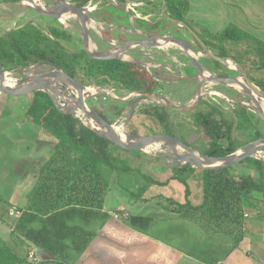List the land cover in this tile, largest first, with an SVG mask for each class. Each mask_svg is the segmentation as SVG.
<instances>
[{
  "label": "rangeland",
  "instance_id": "1",
  "mask_svg": "<svg viewBox=\"0 0 264 264\" xmlns=\"http://www.w3.org/2000/svg\"><path fill=\"white\" fill-rule=\"evenodd\" d=\"M62 1L79 8L91 7L92 11L87 13L86 17L89 21L100 25V28L86 26L83 28L79 18L70 12L62 13L63 15L68 14L63 22L61 18L52 19L40 15L30 7V1L0 0V38L14 31H23L35 34L40 40L42 49L48 50L53 43L61 46L64 49L62 52L76 65L75 79L85 89L96 91L95 93L85 91V105L96 113L105 114L111 125L119 126L125 122V131L131 136L171 134L185 145L193 148L195 153L204 154V151L209 148V141L204 136L203 129H198L195 126L194 115L199 112L206 113L210 108H216L221 117L232 127L231 141L237 151L248 144V135L251 133V131H236L235 112L244 108L255 129L260 133V138H264V121L243 91L231 85L205 84L201 86L197 80L199 76L181 47L171 44L157 47L147 46L142 49V52L138 50L136 54L131 55L132 59L146 66L144 69L155 80L156 90L153 94L162 95L167 99V102L151 101L142 96L144 93H124L121 90H114L118 88V84L114 80L86 74V57L72 56L81 52L85 53V41L92 53L102 55L108 52H117L125 42L134 41L136 37L145 39L143 35H155V38L172 36L185 40L194 48L197 53L195 57L197 63L208 74L205 73V77L224 76L241 79L235 65L237 64L241 66L249 81L257 86L256 84L264 81V71L257 69L260 59L255 54L256 44L252 42L237 44L219 42L216 37L203 33L201 36L210 44L208 47L210 52L229 60V65L226 67L205 55L182 24H173L167 19V17L170 18V14L166 7L163 8L161 0H142L131 4H121L119 0H88L87 3H84V0ZM40 2L44 7L43 10L55 11L58 7L54 0H40ZM57 48L59 50L60 47ZM85 55L87 56L86 53ZM41 65L13 69L10 64L9 67L4 65L5 78L20 85L30 76L48 73L55 68L49 64ZM59 83L56 84V90H61L57 96L58 102L62 106L61 108L72 109L73 106H68L69 101L76 100L77 93L74 88ZM198 96L201 98L196 101ZM59 97L66 98V100H61ZM9 99L0 95V247L6 246V238H14V234L7 229L16 221V216L14 217L13 212L10 213L8 207L14 197L12 186L17 183L22 186L33 184L31 176L36 167L35 162L39 161V159H34L35 155L32 152L29 157V154L23 151L28 148V153L30 150L37 151L42 157V155L47 156L50 152V149L47 148L48 141L51 142L52 150L54 147L53 139L44 130L31 123H23L22 117L24 109L29 103V97L11 100L14 103ZM192 105L194 106L191 108ZM149 107L156 108L159 113H166L164 125L160 124L157 119L143 114L144 111L151 109ZM175 108L190 109L179 111ZM81 121L85 123L83 120ZM229 143L225 139L221 145L228 147ZM179 150L183 151L180 148ZM112 151L117 165L128 169V171L117 172L105 166H100L99 171L107 181L108 178H112L113 184L116 183V186L118 184L117 187L122 183L126 187L134 189L148 188L149 185L144 177H150L156 182L162 183L169 182L177 176L185 181V184L192 190L198 187L199 193L197 194L202 199L200 186L203 170L180 164L168 150L165 151L164 156L148 154L144 151L138 152V154H129L118 148ZM253 159L262 163V170H258L251 163H242L231 167L229 173L235 179L244 174H252L257 182L264 184V161L257 155ZM107 181H104V188L107 186ZM260 197L262 196L260 195ZM247 212L257 216L260 221H264V203L257 204L253 210ZM255 216H252L247 222L258 223ZM255 233L254 235H258L257 237L263 238L259 232ZM196 236L202 242L201 236L199 234ZM27 260L34 263L29 260V257Z\"/></svg>",
  "mask_w": 264,
  "mask_h": 264
},
{
  "label": "crops",
  "instance_id": "2",
  "mask_svg": "<svg viewBox=\"0 0 264 264\" xmlns=\"http://www.w3.org/2000/svg\"><path fill=\"white\" fill-rule=\"evenodd\" d=\"M187 1L186 21L202 40L203 33L218 35L234 26L251 38L238 43L256 40L264 47V0ZM50 143L47 156L33 150L28 153L25 148L23 152L29 157L32 152L34 159H39L31 176L33 184L12 186L14 197L8 207L10 213L16 209L20 215L14 213L16 221L7 227L14 238H6L5 245L20 258L27 260L33 253L37 264H264V221L247 212L253 208L242 210L238 224L203 218L199 212L187 217L174 212L186 201L194 208L202 205L203 182L202 199L198 187L192 190L187 186L186 197L185 186L174 179L134 189L122 183L117 187L108 177V181L103 178L107 187L99 199L91 194L86 202L78 203V193L73 204L64 205L67 195L56 204L51 196L56 189L40 199L35 185L42 165L52 154ZM133 216L149 218L150 226L133 227ZM252 216L258 223L247 222Z\"/></svg>",
  "mask_w": 264,
  "mask_h": 264
},
{
  "label": "trees",
  "instance_id": "3",
  "mask_svg": "<svg viewBox=\"0 0 264 264\" xmlns=\"http://www.w3.org/2000/svg\"><path fill=\"white\" fill-rule=\"evenodd\" d=\"M88 0H84L87 3ZM125 2L126 0H120ZM140 2L142 0H130ZM172 20L178 21L183 26L190 28L186 21L188 9L187 0H161ZM216 37L219 42L238 43L251 38L239 31L234 26L227 27ZM207 47L210 44L202 40ZM257 46L255 54L260 59L258 70L264 71V47L259 41L253 40ZM57 47H60L59 50ZM61 49V50H60ZM64 49L56 43L46 50L40 47V40L37 36L23 31H14L0 38V62L3 66L13 68L29 67L37 64H49L61 69L70 77L76 78V65L69 59ZM61 51V52H60ZM72 56L86 57V74L95 77H107L118 84V88L124 93L153 94L156 90L155 80L141 66L117 60L97 61L88 58L84 52ZM11 68V67H10ZM264 91V81L256 84ZM29 103L24 109L23 122L31 123L44 130L54 141V147L50 158L42 165L37 176L35 189L40 194V199L47 198L48 191L56 189L52 198L56 204L60 203L62 197L67 195L64 205L73 204L77 199L76 194L80 193L78 203L86 202L94 194L96 199L101 198V192L105 186L104 179L100 174L99 167L105 166L108 169L125 172L128 169L117 165V160L112 154L117 149L109 140L98 135L96 132L85 126L82 121L73 115L60 112L53 104L50 97L43 92H36L29 97ZM143 114L153 117L164 125L166 113H159L156 108ZM107 120L105 114L97 113ZM236 131H251L249 142L261 137L244 108L235 112ZM195 126L203 129L204 136L209 141V148L204 154L209 157H223L236 151L232 139V127L230 123L221 117L218 109L210 108L206 113L194 115ZM108 121V120H107ZM227 139L228 147H222L221 142ZM119 149V148H118ZM121 150V149H120ZM151 153L150 151L146 150ZM138 154V152H127ZM242 163H251L262 170L260 161L253 158L246 159ZM184 168V167H183ZM182 168V169H183ZM188 168V167H185ZM191 170V169H190ZM203 203L194 208L188 201L183 205H177L174 212L187 217L194 213H201L203 218H215L216 221H228L238 224L242 218V210L256 207L264 203V184L257 182L252 174H244L235 179L229 169L218 171L203 170ZM147 185H161L150 177H144ZM188 187L180 177H173ZM107 187V186H106ZM147 188V187H144ZM46 191V192H45ZM48 193V194H47ZM35 194V193H34ZM260 195L262 197H260ZM190 211V212H188ZM133 227L145 229L150 226L151 220L147 217L133 216L130 219ZM0 264H34L24 258L17 256L8 246L0 247Z\"/></svg>",
  "mask_w": 264,
  "mask_h": 264
},
{
  "label": "water",
  "instance_id": "4",
  "mask_svg": "<svg viewBox=\"0 0 264 264\" xmlns=\"http://www.w3.org/2000/svg\"><path fill=\"white\" fill-rule=\"evenodd\" d=\"M31 1V0H27ZM60 3L55 11L52 10H43L38 6H30L33 8L37 13L40 15L52 18V19H60L63 15L62 13H71L75 14L81 23V26L85 28V25L89 22L86 17L85 10L86 8H79L71 4L64 3L62 0H58ZM130 0H126V4H131ZM163 8L165 7V2L162 1ZM169 21L173 24H180L178 21L172 20L171 18L167 17ZM189 35L193 38V40L199 45L202 52L210 57L213 61L222 64L224 66L229 65V60L226 58H221L212 54L209 48L205 45L202 39L189 27L183 26ZM145 39L142 40H135V41H128L125 45H123L117 52H108L102 55H96L92 53L89 48L88 44L85 41L84 44V51L90 59L97 60V61H110V60H117L122 62H130L145 68L141 62L137 60H125L122 59L120 56L125 54V52L132 48V47H145V46H156L157 43L161 45L171 44L174 46L181 47L184 51L189 63L195 69L199 78V84H220L226 86H234L240 88L243 93L246 95L247 99L252 103V105L257 109V112L261 119L264 121V91H262L259 87L255 86L251 83L241 68V66L236 65L239 73L241 75V79L233 78V77H205V71L201 68V66L196 61V55L194 48L185 40L177 37L172 36H162V37H152L150 35H143ZM157 47V46H156ZM6 72L4 71V67L0 62V95L6 96L10 99H21L30 97L33 93L36 92H43L47 94L50 99L52 100L55 107L64 114H70L74 117L82 120L79 115L77 114L78 111L85 117V119L94 123L100 130L92 128L88 126L86 123H83L85 126L96 132L98 135L104 137L105 139L109 140L113 145L117 148L127 151V152H145V150L151 146H161L168 149L171 155L182 165H190L192 167H196L201 170H210V171H218L223 169H230L231 167L240 164L241 162L245 161L246 159L254 158L258 153L264 151V138L256 139L244 147H241L239 150L234 151L233 153L223 156V157H209L205 154L199 153L198 156L195 154L193 148L188 145L182 143L179 139L174 137L171 134H155L150 136H134L129 134V141H123V139L115 132L114 126L111 125L107 120L103 119L99 116L96 112L90 110L85 105V88L73 77H70L61 69L54 68L52 71L44 74H40L37 76H33L28 78L25 82L20 84L15 88L6 87L4 84ZM61 80V82L59 81ZM52 81H58L63 83L65 86H71L74 88V91L77 93L76 95V103L73 105L72 109H63L62 106L58 102L57 97H55L51 92L50 83ZM53 89H56L54 85ZM61 91V90H60ZM142 96L146 97L151 101H158L161 100L163 102H167V99L162 95L157 94H142ZM201 96H198L196 101H199ZM194 105L191 106V108ZM190 108H182L176 109L179 111H187ZM179 148L183 150V153H179ZM187 153L188 155L184 154ZM201 157V158H200Z\"/></svg>",
  "mask_w": 264,
  "mask_h": 264
},
{
  "label": "bare ground",
  "instance_id": "5",
  "mask_svg": "<svg viewBox=\"0 0 264 264\" xmlns=\"http://www.w3.org/2000/svg\"><path fill=\"white\" fill-rule=\"evenodd\" d=\"M55 1V3L57 2V3H60L58 0H54ZM29 5L30 6H38V7H40V8H42V9H44V7H43V5H42V3L40 2V0H31L30 2H29ZM26 6V5H25ZM92 11V9H91V7L90 8H86V10H85V14H87V13H90ZM66 17H68V14H65V15H63L62 17H61V21H63V22H65V18ZM59 22V21H58ZM66 25V24H65ZM63 26V25H62ZM86 27H92V28H100V25H98L97 23H95V22H93V21H89L86 25H85ZM110 29V28H109ZM104 31V30H103ZM97 33V32H96ZM99 36V35H98ZM111 45H113L112 43H110ZM156 46H161V44H159V43H157L156 44ZM122 59H125V60H134V59H132L131 58V56L129 55V54H123V55H121L120 56ZM155 58V57H154ZM144 65V64H143ZM145 66V65H144ZM234 68V67H233ZM206 75H208L207 73H206ZM31 77V76H30ZM209 77V76H208ZM60 82H61V80H59ZM23 82H25V81H23ZM22 82V83H23ZM58 83V81H52L51 83H50V86L52 87L51 88V92H52V94L55 96V97H57V96H59L58 95V93L60 92V90H56V89H53V87H54V85L56 86V84ZM4 84H5V86L6 87H9V88H15V87H17V86H19V85H17V84H15V83H13L11 80H8V78H5V80H4ZM60 84V83H59ZM68 87H70L71 88V86H69V84H68ZM60 89V88H59ZM86 92H88V93H95L96 91H93V90H91V89H86L85 90ZM212 94V93H211ZM218 95V94H217ZM61 97V96H60ZM59 97V99H61V100H66V98H60ZM222 98H224V97H222ZM58 99V98H57ZM69 99V98H68ZM75 103H76V100H73L72 102L71 101H69V105L68 106H70V107H72L73 105H75ZM263 109H264V107H263ZM77 114L79 115V117L88 125V126H90V127H92V128H95V129H97V130H100V131H102L101 129H99L94 123H92L91 121H89V120H87V119H85V117L80 113V111H78L77 112ZM125 122H122L119 126H114V130H115V132L123 139V141H129L130 140V138H129V134L125 131ZM147 149H150L151 151V153H149V152H147L146 150ZM146 150H145V152L146 153H148V154H153V155H157V156H164V154H165V151L166 150H168V149H166L165 147H161V146H157V145H153V146H151V147H149V148H147ZM169 151V150H168ZM170 152V151H169ZM179 153H183V151H180L179 150ZM185 155H188V154H186V153H184ZM197 156H198V154L199 153H195ZM257 156L260 158V159H262L263 161H264V151L263 152H260V153H258L257 154ZM201 158V157H200Z\"/></svg>",
  "mask_w": 264,
  "mask_h": 264
},
{
  "label": "flooded vegetation",
  "instance_id": "6",
  "mask_svg": "<svg viewBox=\"0 0 264 264\" xmlns=\"http://www.w3.org/2000/svg\"><path fill=\"white\" fill-rule=\"evenodd\" d=\"M119 2L121 3V4H126V1L125 2H122V1H120L119 0ZM137 33V32H136ZM140 34V33H139ZM150 36H152V37H156L155 35H150ZM143 39V37H136L135 38V40H142ZM134 40V41H135ZM128 42V41H127ZM125 44H126V42H125ZM124 44V45H125ZM145 47H147V46H145ZM145 47H132V48H130V49H128L126 52H125V54H129L130 56L132 55V54H136L137 52H138V50H139V52H142V49L143 48H145ZM42 66H45L44 64H42ZM224 77V76H223Z\"/></svg>",
  "mask_w": 264,
  "mask_h": 264
},
{
  "label": "built area",
  "instance_id": "7",
  "mask_svg": "<svg viewBox=\"0 0 264 264\" xmlns=\"http://www.w3.org/2000/svg\"><path fill=\"white\" fill-rule=\"evenodd\" d=\"M41 66H42V65H41ZM13 211H14L15 215H17V216L20 215V212L17 211L16 209H13ZM128 216H129V215L126 214V215H125V218H127ZM113 217H114L115 219H119V218H120L119 215H117V214H113ZM28 257H29L30 260L34 261V264H37V263H38V261H37L38 259H36V258L33 256V253H31Z\"/></svg>",
  "mask_w": 264,
  "mask_h": 264
}]
</instances>
